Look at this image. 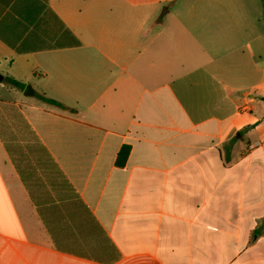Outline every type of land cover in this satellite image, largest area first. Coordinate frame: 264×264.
<instances>
[{"label": "crops", "instance_id": "0c3cea01", "mask_svg": "<svg viewBox=\"0 0 264 264\" xmlns=\"http://www.w3.org/2000/svg\"><path fill=\"white\" fill-rule=\"evenodd\" d=\"M0 75V264H264L262 0H0Z\"/></svg>", "mask_w": 264, "mask_h": 264}, {"label": "trees", "instance_id": "16d2710c", "mask_svg": "<svg viewBox=\"0 0 264 264\" xmlns=\"http://www.w3.org/2000/svg\"><path fill=\"white\" fill-rule=\"evenodd\" d=\"M262 4H263V9H264V0H262ZM6 82H8L9 84L13 85V86H16L18 88H23L24 85L20 82H18L17 80L13 79L12 77H5L4 79ZM38 97L40 99H42L43 101L49 103V104H52L54 106H57L61 109H65V110H71V111H75V109H72V108H69L68 106L64 105L63 103L55 100V99H52V98H49V97H46L44 95H38ZM38 145L40 147V149H38L40 152H41V155L42 157L44 158L43 163L44 164H48V165H53V167L56 169L55 165H54V162L52 160V158L50 157L49 153L46 151L45 148H43L41 146V144H39L38 142ZM7 150L9 152V154L11 155L12 157V160L13 162L15 163V166L17 168V170L19 171V174L21 175V178L23 179V181H27V176L25 174V168L23 166L20 165L19 162H23L22 159H19V158H16L15 157V151L14 149H10V147L7 145ZM129 154V148L127 146L123 147V149L119 152L118 154V157H117V163L119 165H122L125 163L126 159H127V156ZM21 155L22 157L26 160V155L24 153V150L22 149L21 151ZM41 162V158H40V161ZM29 170L28 172L31 173L32 175L33 174H36L37 173V168L32 164V163H29ZM56 171L59 173V175L62 177L61 173L56 169ZM29 178V177H28Z\"/></svg>", "mask_w": 264, "mask_h": 264}, {"label": "rangeland", "instance_id": "374dc122", "mask_svg": "<svg viewBox=\"0 0 264 264\" xmlns=\"http://www.w3.org/2000/svg\"><path fill=\"white\" fill-rule=\"evenodd\" d=\"M25 134V138H27V140L29 141H34L33 137L29 134V133H24ZM30 148L31 149H23L24 153L26 155V160L22 157L21 155V151L22 149H14L15 151V157L22 159V163H20L21 166H23L26 170V168L29 169V163H32L35 167H39V169L37 170L36 173V177L39 179V181H47L48 178H50V176H52L51 170L49 168L46 169V167H49L48 164H44L42 160H44V158L41 155V152L38 150L40 149L39 145L36 142H31L30 144ZM41 158V162L40 161Z\"/></svg>", "mask_w": 264, "mask_h": 264}, {"label": "water", "instance_id": "95a60500", "mask_svg": "<svg viewBox=\"0 0 264 264\" xmlns=\"http://www.w3.org/2000/svg\"><path fill=\"white\" fill-rule=\"evenodd\" d=\"M3 80V76L0 75V81ZM24 95L25 96H31L33 95V89L30 85H27L26 88H25V91H24Z\"/></svg>", "mask_w": 264, "mask_h": 264}, {"label": "built area", "instance_id": "2783aa9c", "mask_svg": "<svg viewBox=\"0 0 264 264\" xmlns=\"http://www.w3.org/2000/svg\"><path fill=\"white\" fill-rule=\"evenodd\" d=\"M254 147V145L251 146V148Z\"/></svg>", "mask_w": 264, "mask_h": 264}]
</instances>
